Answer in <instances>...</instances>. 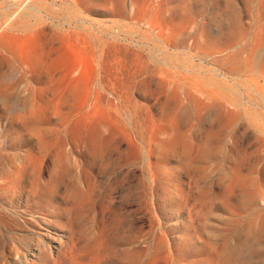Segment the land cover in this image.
Returning a JSON list of instances; mask_svg holds the SVG:
<instances>
[{"label":"rangeland","instance_id":"1","mask_svg":"<svg viewBox=\"0 0 264 264\" xmlns=\"http://www.w3.org/2000/svg\"><path fill=\"white\" fill-rule=\"evenodd\" d=\"M76 1L77 31L100 24L102 149L79 141L73 118L33 168L0 115V264H264V0H98L99 15ZM28 6L0 0L1 29ZM29 11L44 25L21 44L43 76L60 22ZM61 73L48 92L57 121ZM5 100L0 111L19 105Z\"/></svg>","mask_w":264,"mask_h":264},{"label":"bare ground","instance_id":"2","mask_svg":"<svg viewBox=\"0 0 264 264\" xmlns=\"http://www.w3.org/2000/svg\"><path fill=\"white\" fill-rule=\"evenodd\" d=\"M84 2L83 12L100 14L98 0H84ZM26 4H29L26 11L12 13V19L18 18L17 20H7L5 22L6 26L8 25L7 28L1 29L0 27V62H6L10 68V74L0 80V101H8L5 99L15 94L17 102H19V105L17 103L11 108L4 107L1 109L0 115L2 117L7 116L5 118L15 128L18 136L27 138L26 152L32 166L41 154L52 152L48 140L59 131L56 130V126L65 125L73 118L76 120L79 141L89 140L92 143L91 149L93 151L101 150L103 145L101 139L102 83H100L102 42L99 33V21L93 22L97 26L93 31L84 32L85 28H80L83 31H79V29L77 31L78 27L72 25V20L74 18L79 20L81 17L78 13L72 12V6H70V4L75 6L76 0H66L65 7L60 10H53L42 0H26ZM30 9L39 12V14L42 12L47 18L60 22L56 27V33H60L59 35L63 38L60 47L55 50L54 54L53 47H50L48 52L43 51L42 56L44 58L47 56L46 59L41 56L36 61L38 68L45 72L43 76L40 73V75L32 74L36 69L35 64H32L33 55H36V51L27 44H21L24 41L28 42L33 37L34 31H39L44 25V20L38 18L32 25ZM74 9L77 10L76 7ZM73 35H75L76 40V44L72 41L74 45L70 42ZM58 70H62L63 85L67 87L70 97L66 100L68 109L59 115L57 121L54 116L60 112V109L59 107L52 109L49 106L52 97H49L48 92L55 80L54 74ZM16 75L20 79L19 83L12 81ZM223 87L227 88L224 85ZM52 126L55 128L53 129ZM60 151L65 153L62 148ZM33 191L30 189L29 193ZM51 200L47 198L43 204L40 200H31V203L27 204V208L32 211L43 205L50 207ZM254 221L255 217L249 221L250 227ZM133 250L131 247L126 248L123 256L131 260ZM45 261L42 259L43 263Z\"/></svg>","mask_w":264,"mask_h":264},{"label":"built area","instance_id":"3","mask_svg":"<svg viewBox=\"0 0 264 264\" xmlns=\"http://www.w3.org/2000/svg\"><path fill=\"white\" fill-rule=\"evenodd\" d=\"M46 1H48V2H54V1H57V0H46Z\"/></svg>","mask_w":264,"mask_h":264}]
</instances>
